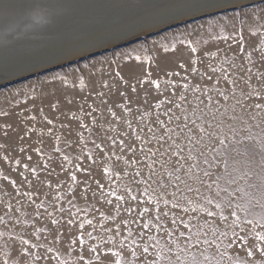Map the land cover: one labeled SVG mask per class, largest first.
Segmentation results:
<instances>
[{
    "label": "rangeland",
    "instance_id": "374dc122",
    "mask_svg": "<svg viewBox=\"0 0 264 264\" xmlns=\"http://www.w3.org/2000/svg\"><path fill=\"white\" fill-rule=\"evenodd\" d=\"M262 18L264 2L191 21L0 88V264H146L155 258L157 249L151 246L149 254L143 253L145 242L154 241L148 242L147 235L139 239L137 213L129 212L137 205L125 189L130 187L132 195L138 189L130 182L134 168L124 162L131 153L127 148L121 152L119 142L131 143L141 128L146 131L163 111L157 102L177 101L185 91L191 98L197 84L230 90L226 78L236 80L237 98L242 91L264 89ZM243 99L247 105L256 102L255 96ZM252 131L259 133L258 128ZM118 195L125 200L117 201ZM249 240L251 257L248 248L229 254L245 264H264V244L251 232Z\"/></svg>",
    "mask_w": 264,
    "mask_h": 264
},
{
    "label": "snow or ice",
    "instance_id": "6c2138e0",
    "mask_svg": "<svg viewBox=\"0 0 264 264\" xmlns=\"http://www.w3.org/2000/svg\"><path fill=\"white\" fill-rule=\"evenodd\" d=\"M202 7L215 4L207 0ZM244 50L241 46L240 51ZM208 80L213 77L208 76ZM225 82L230 90L218 86L202 89L197 84L191 89V98L185 91L177 101L160 100L155 107L163 111L156 113L145 126L146 131L141 128L131 143L123 139L119 142L121 152L127 148L131 153L125 164L134 168L130 182L136 185L138 195H132L130 187L125 190L137 205L129 208V212L137 213V235L140 240L147 235L148 242L154 241L151 245L145 242L142 251L147 255L150 246L157 249L155 258L146 264H245L229 252L248 248L246 255L251 257L249 232L264 244V89L246 94L242 91L237 98V81L226 78ZM189 88V84H183V89ZM245 96H255L256 102L245 104ZM230 100L235 103L229 104ZM128 126L131 128L130 123ZM253 128L259 129L257 135ZM72 179L75 181L76 176ZM116 199L125 197L118 195ZM257 206L262 212L255 211ZM86 223L91 225L92 221ZM87 235L92 237L91 232ZM78 242L83 245V238ZM260 252L264 254V247ZM132 255H136L134 250Z\"/></svg>",
    "mask_w": 264,
    "mask_h": 264
},
{
    "label": "water",
    "instance_id": "95a60500",
    "mask_svg": "<svg viewBox=\"0 0 264 264\" xmlns=\"http://www.w3.org/2000/svg\"><path fill=\"white\" fill-rule=\"evenodd\" d=\"M2 0L0 88L264 0Z\"/></svg>",
    "mask_w": 264,
    "mask_h": 264
},
{
    "label": "bare ground",
    "instance_id": "6f19581e",
    "mask_svg": "<svg viewBox=\"0 0 264 264\" xmlns=\"http://www.w3.org/2000/svg\"><path fill=\"white\" fill-rule=\"evenodd\" d=\"M2 3V0H0V4Z\"/></svg>",
    "mask_w": 264,
    "mask_h": 264
}]
</instances>
